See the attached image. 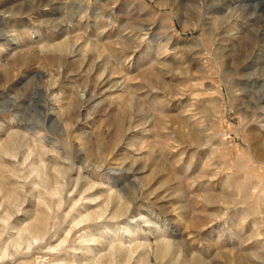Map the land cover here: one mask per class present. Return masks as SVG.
<instances>
[{"label": "rangeland", "instance_id": "1", "mask_svg": "<svg viewBox=\"0 0 264 264\" xmlns=\"http://www.w3.org/2000/svg\"><path fill=\"white\" fill-rule=\"evenodd\" d=\"M0 264H264V0H0Z\"/></svg>", "mask_w": 264, "mask_h": 264}, {"label": "bare ground", "instance_id": "2", "mask_svg": "<svg viewBox=\"0 0 264 264\" xmlns=\"http://www.w3.org/2000/svg\"><path fill=\"white\" fill-rule=\"evenodd\" d=\"M15 43V42H14ZM18 44V42H17ZM16 45V44H15ZM14 196V195H13ZM30 230H33L37 236L41 237L44 235L46 230V220L44 218H37L35 222L30 225ZM35 235V234H34ZM158 253L161 256H165L170 252L169 245H160Z\"/></svg>", "mask_w": 264, "mask_h": 264}]
</instances>
